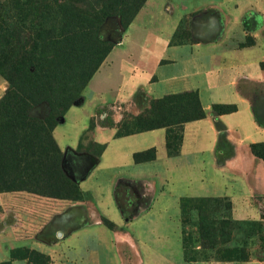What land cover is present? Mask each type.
<instances>
[{
  "label": "crops",
  "instance_id": "1",
  "mask_svg": "<svg viewBox=\"0 0 264 264\" xmlns=\"http://www.w3.org/2000/svg\"><path fill=\"white\" fill-rule=\"evenodd\" d=\"M152 8L161 14L162 27L157 32L138 24V21L145 24L148 20L150 26L154 18L153 12L152 16L148 13ZM253 15L264 18V0H147L127 29L120 25L119 42L85 87L81 102L73 105L80 107L88 101H97L98 104L92 107L94 115L88 117L89 125L83 134L93 128L94 142L103 150L96 157L78 153L83 134L76 143L73 141L64 147L53 135L64 152L67 172L79 183L81 191L99 195L98 207L94 206L95 216L101 214L118 227L128 225L131 246L165 248L161 256L166 264H186L179 258L180 251L176 248L187 246L185 231L195 229L196 217L197 262L191 264H264V243L258 247L225 241L220 246V258H216L212 257L214 252L203 249L207 241L202 239L200 231L203 216L209 223L215 221L216 225V221L225 220L264 225L259 202V198H264V161L250 151L252 144L264 143V127L254 118L248 91L239 89L242 83L264 87V68L261 67L264 51L256 46L234 48L202 40L208 33H217L211 27V19L217 22L219 17L221 20L220 38L233 39L235 29L239 30ZM184 20L189 22L193 42L172 44ZM132 29L141 31L131 32ZM148 31L151 36L146 34ZM5 87V84L0 86L2 91ZM183 93L197 95L205 117L181 125L180 142L174 155H169L166 147L169 128L117 136L118 124L123 122V114L119 111L122 108L132 110L136 105L135 98H143L148 106L152 100ZM214 105H235L236 111L215 116ZM71 109L53 133L65 123ZM106 109L114 110L111 128L102 127L95 119L99 111ZM103 134L108 139H103ZM150 150L155 151L154 159L134 161L135 154ZM91 156L93 159L88 158ZM70 160L89 161L90 164L87 162L88 166L76 173L69 165ZM174 161L179 162V167L184 166L182 173L186 172L185 167L192 171H189L182 191L176 193L167 187L171 180L169 167ZM96 170L107 174L104 180L94 176ZM156 176L162 178L167 190L158 191L153 182ZM194 190L197 193L192 192ZM35 196L25 192L0 194V246L5 255L0 258V264L10 260V249L15 246L41 251L42 247L53 249L38 238V234L49 223H42L43 220H52L54 203L43 209ZM160 197L165 201L158 200ZM185 199L218 200L229 206L226 209L211 208L202 214L198 208H184ZM110 203L115 206L116 213L113 214L118 217H109V213L102 211L101 206L109 208ZM160 203L161 206L154 209ZM127 214L128 222L124 218ZM84 215H90V212L85 211ZM93 217L92 212L90 219L85 218L71 228L68 241L79 233L103 226L93 222ZM116 237L114 234L113 238ZM168 248H175V252ZM12 264L26 263L14 260ZM50 264H57L53 257Z\"/></svg>",
  "mask_w": 264,
  "mask_h": 264
},
{
  "label": "trees",
  "instance_id": "2",
  "mask_svg": "<svg viewBox=\"0 0 264 264\" xmlns=\"http://www.w3.org/2000/svg\"><path fill=\"white\" fill-rule=\"evenodd\" d=\"M146 1L52 0L57 15L70 13L86 16L61 17L50 24L42 19L32 37L26 40L16 37L14 50L7 56L0 54V73L7 77L17 93L10 97L12 89L8 88L0 99V193L27 192L74 202L84 200L78 184L63 174L61 160L64 155L52 136L53 130L68 109L82 98L51 100L49 95L52 94L48 92V87L54 89L52 83H56L58 88L64 87L63 93L68 96L69 88L83 90L114 47V44L103 41L99 34L100 26L108 18L119 17L121 27L127 29ZM78 5L80 8L85 7L82 8L83 12L79 11ZM15 65L16 76L13 77L10 72L14 71ZM22 82L25 84L23 88L20 86ZM181 99H189V103L185 105V102L181 103ZM44 104L47 106L44 115L40 118L31 115L32 109ZM183 106L187 110L181 111ZM193 106L196 108V115L190 114ZM212 111L215 116H219L235 112L236 106L214 105ZM204 117L195 93L170 95L150 101L140 115L132 118L134 121L131 124L124 123L123 115V122L117 127V136L169 128L166 147L169 155H174L178 149H174V152L171 150L177 131L170 132V129L178 128L180 132L184 123ZM178 140L180 142V133ZM100 147L102 151L103 147ZM250 151L256 158L264 161V143L252 144ZM154 156L155 151L150 150L135 154L134 161H148L154 159ZM61 184H68L69 188L61 190ZM214 201L216 200L200 199L197 204ZM185 203L186 201L182 203L184 208ZM198 209L202 214L209 210ZM261 218L264 219V211ZM221 222L223 223L220 221L217 226L223 225ZM14 253L12 251L10 260L2 264H11V260L18 259ZM41 258H44L42 254Z\"/></svg>",
  "mask_w": 264,
  "mask_h": 264
},
{
  "label": "rangeland",
  "instance_id": "3",
  "mask_svg": "<svg viewBox=\"0 0 264 264\" xmlns=\"http://www.w3.org/2000/svg\"><path fill=\"white\" fill-rule=\"evenodd\" d=\"M43 5L45 8L43 9ZM80 8V5H78ZM85 8V7H82ZM80 8L79 11L83 12V9ZM43 9V10H42ZM198 10L202 8H198ZM40 10H42L40 12ZM148 13V16H152V23L149 26L148 20L146 23L142 24V22L138 21V24L141 25L139 27L143 28V26L151 27V30L157 32L161 30L162 24L160 22V16L158 10L152 11ZM162 10V7H161ZM197 10V11H198ZM40 12V13H39ZM162 13V12H161ZM84 14H75L72 15L70 13L66 15L56 14L55 6L52 0H0V54L8 55L14 50L15 38L20 36L24 38V40L33 36L34 32L39 28L40 21L47 20L48 24L56 22L58 18L63 17H76L82 18L85 17ZM144 16V15H143ZM216 17V16H215ZM218 21L211 19L210 23H212V28L217 30V33H212L207 35V37L202 38L204 43H210L216 41L219 44H226L228 46H233L234 48L241 47H251L256 46L260 47L264 51V18L263 16L256 17L250 16L245 21V23L241 26V28L235 29L233 39H229L226 37L220 38V30H221V20L217 17ZM188 20V19H187ZM184 20L181 23L180 30L178 35L175 37V40L172 44H191L193 42V37L189 31V22ZM221 24V25H220ZM120 18L119 17H111L105 20V22L99 28V34L101 35L103 41L109 44L116 45L119 42V34H120ZM150 29V28H149ZM131 32H140L141 30L132 29ZM242 31V32H241ZM244 32V33H243ZM148 36H151V33H146ZM29 48V47H28ZM110 54V53H109ZM2 57L0 55V61ZM105 61V60H104ZM103 61V62H104ZM102 65V64H101ZM261 67L264 68V62L261 63ZM16 65L14 66V71H11L10 74L13 77L16 76L15 73ZM1 84H5V89L2 91L0 88V99L3 98L7 89H12L10 93V97L13 95H17L16 90L11 87V84L7 77H4L2 73H0V86ZM55 87L52 89L50 86L48 87V92L52 95H49L51 100H55L58 98H82L84 89L82 90H70V96H68L64 92V87L58 88L56 83H52ZM22 88L25 84L22 82L20 85ZM11 87V88H10ZM51 88V89H50ZM239 89L247 90V94L251 103L252 110L254 114V118L260 125L264 126V87L262 85H250L246 83H242L239 85ZM255 94L257 97H254ZM260 96V97H258ZM81 102L77 100L74 102L75 105H78ZM185 102L186 105L189 103V99H181V103ZM135 107L132 110H125L122 108L119 112L125 115L124 123L131 124L134 120L132 118L135 117V114L141 112L143 109L147 107V102L141 98H135ZM98 104L97 101H93V103H86L84 106L74 107L71 106V110L66 115L65 123L55 130L52 133V136L56 138L58 143L64 147L71 142H77L78 138L83 134V132L88 128V117L94 115L93 106ZM74 107V108H73ZM183 106L181 111L187 110ZM47 106L41 105L38 108L32 109L31 115L34 117L40 118L42 115L46 113ZM192 111V113H191ZM113 113L114 110H101L97 113L96 121L105 128H111L114 126L113 123ZM190 114L196 115V108L193 106L190 109ZM260 118V119H259ZM61 121V120H60ZM59 125V124H58ZM94 121H92V127H94ZM92 129L83 134L80 139V146L78 148V153H87L94 157L98 156L101 152V147L94 142ZM177 131L175 134L176 138L173 139V150L174 152L178 149L179 144V130L170 129V132ZM53 137V138H54ZM103 139H108L106 134H103ZM55 140V139H54ZM56 142V141H55ZM59 148V147H58ZM60 152L64 155V152L59 148ZM88 157L89 159L92 158ZM64 159V156H63ZM63 159L61 160L63 162ZM88 159V160H89ZM93 159V158H92ZM61 162V165H62ZM88 162V163H87ZM89 165L90 162L86 161ZM179 163V162H178ZM177 162H172L169 167L168 176L171 177L169 180V185H165V182H162V178L156 176V180L154 178L153 182L155 186L158 187V191L163 188V191L167 190V187L171 189L173 193L178 191H182L183 184L189 178V171L187 167L186 172L182 173V169L184 166L181 165L179 167ZM86 164V167L88 166ZM176 164V165H174ZM159 165V164H158ZM157 166V165H155ZM63 169V168H62ZM88 170V169H87ZM63 174L66 178L70 179L72 182H76L72 180L63 170ZM192 172V171H191ZM87 173V172H86ZM109 173V172H107ZM13 174V173H12ZM184 174V175H183ZM107 174L102 171H95L94 176L97 178H102L104 180ZM60 183V182H59ZM58 183V184H59ZM77 183V182H76ZM78 187H79V183ZM61 190H65L69 188L68 184H61ZM167 186V187H166ZM80 189V187H79ZM197 189V188H196ZM81 190V189H80ZM69 192V191H68ZM82 192V191H81ZM192 192L197 193V190ZM18 193V192H15ZM27 193V192H25ZM83 193V192H82ZM3 194V193H0ZM33 194V193H29ZM71 194V192H70ZM84 194V193H83ZM36 195V194H33ZM38 196V195H36ZM35 196V197H36ZM83 201H71L67 199H56L50 197L38 196L37 199L41 202L42 208L48 209L49 205L54 203L51 209V218L49 221L45 218L42 223H48L44 229L38 234V238L43 241H46L53 249H47L42 247V251L38 249H33L31 247H16L11 248L10 252H15V257H17L18 261L25 262L26 264H50L51 257L56 260L57 264H153V261L156 260L154 264H166L162 259L163 252L166 250L163 247H135L129 244L131 231L129 230L128 225H123L121 227L116 226L112 221L107 219L104 216L97 215L95 216V207H98V201H100L99 195L97 193L94 194H84ZM158 200H164L163 197H160ZM165 201V200H164ZM163 201V202H164ZM186 208H192L197 210L198 208H228L229 204L224 201H214V202H206L197 204V199H185ZM259 202L261 204V211H264V198H259ZM111 204V203H110ZM161 206L155 205L156 207ZM87 207V208H86ZM107 207L101 206V209L104 213H109V217H118L116 213V209L114 205H109ZM169 207H173L170 205ZM112 210V214L108 212V210ZM49 211V210H47ZM90 212V215H84V212ZM110 211V210H109ZM225 211V210H224ZM92 212L94 213V217L92 218L93 222H100L104 226L96 227L97 229L94 231H86L79 233L78 236H75L72 240L68 241L70 238L72 231L71 228L82 223L83 219H90L92 217ZM57 214L56 216L53 214ZM59 213V214H58ZM100 216V219H99ZM49 217V216H48ZM227 217V216H226ZM125 221L128 222L129 215H125ZM204 220L202 221L203 226L201 230L202 239H205L207 242L205 243L206 251L211 250L215 253V256L212 257L220 258L221 253V245L227 242H237V245H251L261 246L264 243V225L260 222H234L230 220L223 221V225L217 226L216 224L209 223L206 219V216H203ZM95 219V220H93ZM48 220V221H47ZM217 222V221H216ZM220 223L217 222V224ZM95 228V227H94ZM92 229V228H91ZM89 230V229H88ZM93 230V229H92ZM89 232H91L90 236ZM95 232V233H92ZM186 240L185 243L187 246L182 248H176V251H180L179 258L182 259L186 264H191V262H197V217H196V225L195 229H190L185 231ZM115 234V238L113 235ZM86 235V236H84ZM97 236V240L96 239ZM1 237V236H0ZM120 238L122 240H120ZM1 240V238H0ZM50 241H54L50 242ZM157 245V244H156ZM181 249V250H180ZM168 250H173L175 252V248H168ZM45 251V252H43ZM258 252V251H256ZM255 252V253H256ZM254 253V255H255ZM41 254L44 258H41ZM224 254H222L223 256ZM4 255L2 251V247L0 246V258ZM175 256V255H174ZM262 257V256H259ZM26 258V259H22ZM207 258V256L205 257ZM264 258V256H263ZM10 259V255H9ZM11 260V264H12Z\"/></svg>",
  "mask_w": 264,
  "mask_h": 264
},
{
  "label": "flooded vegetation",
  "instance_id": "4",
  "mask_svg": "<svg viewBox=\"0 0 264 264\" xmlns=\"http://www.w3.org/2000/svg\"><path fill=\"white\" fill-rule=\"evenodd\" d=\"M69 165L71 166L72 170L76 173H80L82 172L85 167H86V163L83 161H69Z\"/></svg>",
  "mask_w": 264,
  "mask_h": 264
},
{
  "label": "water",
  "instance_id": "5",
  "mask_svg": "<svg viewBox=\"0 0 264 264\" xmlns=\"http://www.w3.org/2000/svg\"><path fill=\"white\" fill-rule=\"evenodd\" d=\"M67 163H66V158H65V155H64V159H63V162H62V168L63 170L65 171V173L72 179L75 181L74 177L71 176L68 172H67Z\"/></svg>",
  "mask_w": 264,
  "mask_h": 264
}]
</instances>
